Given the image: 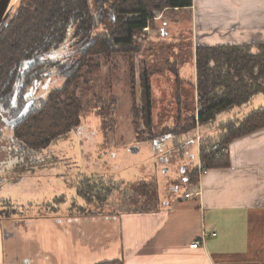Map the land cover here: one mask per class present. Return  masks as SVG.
<instances>
[{
    "label": "rangeland",
    "instance_id": "obj_1",
    "mask_svg": "<svg viewBox=\"0 0 264 264\" xmlns=\"http://www.w3.org/2000/svg\"><path fill=\"white\" fill-rule=\"evenodd\" d=\"M192 23L187 11H166L150 30L147 28L148 36L139 41L138 53L118 55L109 65H104L100 73L80 85L78 95L84 106L82 124L45 149L32 150L17 142L13 128L0 116V180L3 179L0 210L16 208L11 218L15 222L29 214L51 215L54 207H66L63 200L71 191L82 189L87 201H96L95 212H101L104 202L111 197L110 207L119 213L122 208L129 211L153 209L156 205L172 207L186 199L187 192L195 191L196 185L188 179L200 166L199 143L219 139L224 131L223 122L243 120L251 111L259 109V101L253 99L225 111L194 130L160 136L164 128L176 127L179 122L198 115L194 65L196 35ZM143 66L152 73L157 139L138 141L137 130H140V137L148 133L142 130L141 116L137 119L133 115L135 100L131 87L137 77L135 97L139 102V70ZM132 68H136L137 76L131 73ZM132 76L134 84L130 82ZM63 83L62 76L52 74L44 85H38L33 96L45 98L50 90ZM97 97L108 101L116 99L115 105L107 101L97 103ZM98 112L109 114L108 120L103 122ZM85 174L90 177H84ZM44 191L51 197L50 202L30 204L33 197ZM88 207H82L81 212L92 210ZM104 209L110 211L107 205ZM24 234L20 232L17 237ZM9 241L10 251L17 250L18 245L29 246L26 239ZM6 243L5 240V246Z\"/></svg>",
    "mask_w": 264,
    "mask_h": 264
},
{
    "label": "trees",
    "instance_id": "obj_2",
    "mask_svg": "<svg viewBox=\"0 0 264 264\" xmlns=\"http://www.w3.org/2000/svg\"><path fill=\"white\" fill-rule=\"evenodd\" d=\"M192 4L193 0H21L0 30V116L12 121L33 103L24 120L11 126L17 142L42 150L81 125L84 106L78 95L80 85L118 55L138 53L139 41L148 36L147 28L150 30L166 11L189 9ZM194 51L198 115L176 127L164 128L160 136L194 130L264 93V44H198ZM135 71L131 69L137 76ZM139 73V102L135 97L137 77L135 84L130 77L134 84L133 115L137 119L141 116L142 130L148 134L140 137L137 130V140H155L152 73L145 66ZM52 74L62 76L63 85L50 90L45 98L33 96L38 85H44ZM97 98V103L115 105L116 99ZM98 115L103 122L108 120L109 114ZM222 126L219 139L200 142V159L207 167L230 166L228 154L217 153L222 146L264 129V107L239 122L230 119ZM197 180L194 170L188 181L194 184ZM80 193L84 195L82 189ZM16 210L13 206L0 210V219L13 217ZM96 264L124 263L117 259Z\"/></svg>",
    "mask_w": 264,
    "mask_h": 264
},
{
    "label": "crops",
    "instance_id": "obj_3",
    "mask_svg": "<svg viewBox=\"0 0 264 264\" xmlns=\"http://www.w3.org/2000/svg\"><path fill=\"white\" fill-rule=\"evenodd\" d=\"M174 11L192 17L195 46L264 44V0H193ZM253 99L264 107V93ZM227 148L230 166L207 167L199 143L208 173L200 177L197 169L196 190L186 193L194 195L172 207L117 213L109 197L95 212L96 201L75 188L51 215L0 219V264H264V129ZM42 195L30 204L51 201ZM86 205L92 210L81 212ZM13 238L29 246L10 251ZM196 241L201 245L192 248Z\"/></svg>",
    "mask_w": 264,
    "mask_h": 264
},
{
    "label": "water",
    "instance_id": "obj_4",
    "mask_svg": "<svg viewBox=\"0 0 264 264\" xmlns=\"http://www.w3.org/2000/svg\"><path fill=\"white\" fill-rule=\"evenodd\" d=\"M11 1L12 0H0V30L8 24L11 15L16 11L17 7H10ZM32 104L33 103L30 102L14 120L9 121V124L11 126H16L21 123L30 112ZM185 169L186 167L183 170Z\"/></svg>",
    "mask_w": 264,
    "mask_h": 264
},
{
    "label": "built area",
    "instance_id": "obj_5",
    "mask_svg": "<svg viewBox=\"0 0 264 264\" xmlns=\"http://www.w3.org/2000/svg\"><path fill=\"white\" fill-rule=\"evenodd\" d=\"M197 99H198V97H197ZM227 150H228V148L226 146H222V148L219 150V153H217V156H220L221 154L223 155V153H227ZM198 170H199L200 177L203 174H207L208 173V169H206L201 163H200V166H199ZM197 194H199V192H197ZM192 195H194V194L193 193H188V194H186V197H189V196H192ZM199 245H201V241H196L195 243H193L191 245V247L192 248H196Z\"/></svg>",
    "mask_w": 264,
    "mask_h": 264
},
{
    "label": "bare ground",
    "instance_id": "obj_6",
    "mask_svg": "<svg viewBox=\"0 0 264 264\" xmlns=\"http://www.w3.org/2000/svg\"><path fill=\"white\" fill-rule=\"evenodd\" d=\"M20 0H12L11 3H10V7L11 6H14L16 7V5L19 3Z\"/></svg>",
    "mask_w": 264,
    "mask_h": 264
}]
</instances>
